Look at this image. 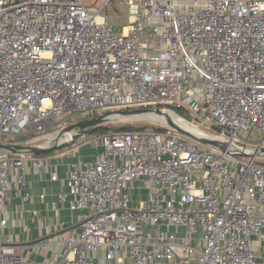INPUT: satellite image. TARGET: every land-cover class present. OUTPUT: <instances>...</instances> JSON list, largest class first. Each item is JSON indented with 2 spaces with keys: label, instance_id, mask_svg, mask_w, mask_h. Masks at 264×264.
Segmentation results:
<instances>
[{
  "label": "built area",
  "instance_id": "obj_1",
  "mask_svg": "<svg viewBox=\"0 0 264 264\" xmlns=\"http://www.w3.org/2000/svg\"><path fill=\"white\" fill-rule=\"evenodd\" d=\"M113 1L0 0V141L63 140L66 118L148 107L186 111L218 145L169 126L80 135L73 150L98 152L72 163L57 202L83 214L31 247L54 252L41 262L5 233L45 159L0 155V264H261L264 0H121V33Z\"/></svg>",
  "mask_w": 264,
  "mask_h": 264
},
{
  "label": "crops",
  "instance_id": "obj_2",
  "mask_svg": "<svg viewBox=\"0 0 264 264\" xmlns=\"http://www.w3.org/2000/svg\"><path fill=\"white\" fill-rule=\"evenodd\" d=\"M97 152L98 149L89 144L82 147L80 152L65 149L40 155L45 159L44 167L37 172L30 171L27 176V191L31 196L29 201L24 202L22 198L24 190H20L19 196L7 207L9 228L5 236L20 247L19 254L38 262L51 259L49 256L52 252L48 250L34 252L30 245L42 241L43 239H40L42 235L47 238L49 234L54 233L61 216L62 222L69 225L79 222L83 213L70 212L68 201L60 204L57 202V196L68 191L67 179L72 163L79 157L91 161ZM53 174H57V181H52ZM42 195L46 196L44 200L41 199ZM58 209L60 212L57 211ZM260 263L264 264V253H261Z\"/></svg>",
  "mask_w": 264,
  "mask_h": 264
},
{
  "label": "rangeland",
  "instance_id": "obj_3",
  "mask_svg": "<svg viewBox=\"0 0 264 264\" xmlns=\"http://www.w3.org/2000/svg\"><path fill=\"white\" fill-rule=\"evenodd\" d=\"M84 4L88 5V6H99L103 0H81ZM120 2L121 0H114L112 5L110 7H108L104 13L109 17L110 19V23L114 24V25H117L118 26V32L121 33L122 31V28L128 24V18H127V12H128V8L126 6H122L120 5ZM117 15V16H122V17H113L114 15ZM141 108H144V109H148V107H141ZM177 113L188 119V120H193L192 117L189 116V114L186 112V111H177ZM98 114H96L97 116ZM75 119H78V118H75ZM63 123L66 124L67 128L70 127L71 125L74 124V121L70 118H66L64 119ZM154 123H157L156 120H153V119H149L148 117H140V116H128V117H120V118H112L110 121H108L106 124H104V126L106 128H108L109 130H112V131H116L120 128H125V127H137V128H153V129H165L167 128V125L166 124H162V123H157V124H154ZM202 130L206 131V132H209V133H214V132H210L206 127H203V126H200L198 125ZM59 129L57 128V131ZM78 130H76L77 132ZM56 133V128H47L45 130V132L42 133V135H51V134H55ZM100 136L102 134L100 133H93V134H88L87 133V137H94V136ZM255 139H259L260 138V133H258V135L254 136ZM56 138V137H55ZM55 138H53L52 136L49 137L48 139H43L41 142L37 143V144H34V146H42L44 144H46L49 140V144H52L55 142ZM79 138V137H78ZM78 138L76 140H74L73 142H70L69 144H67L64 148L62 149H59L60 151L62 150H73V146L74 144L78 141ZM16 142L17 143H22L24 141H26V137L24 136H17L16 137ZM47 145V144H46ZM91 145V144H90ZM92 146V145H91ZM93 147V146H92ZM55 151H58V150H55ZM53 151V152H55ZM60 220V223L63 221L62 220V216L59 218ZM56 224H57V220L54 221ZM58 226V225H57ZM49 230V229H48ZM56 231V230H55ZM54 231V232H55ZM59 231V230H58ZM53 233L49 234V235H52ZM46 238V236H41V240ZM40 242H37V243H34V244H31L30 247H34L36 245H38ZM51 259H53L54 257V252H52V255L49 256Z\"/></svg>",
  "mask_w": 264,
  "mask_h": 264
},
{
  "label": "water",
  "instance_id": "obj_4",
  "mask_svg": "<svg viewBox=\"0 0 264 264\" xmlns=\"http://www.w3.org/2000/svg\"><path fill=\"white\" fill-rule=\"evenodd\" d=\"M156 113L158 115H164L165 112L161 109H155V110H148V109H130V110H125V111H118L112 113V116H117V117H128V116H139L145 113ZM108 120L104 116L97 117L92 120H87V121H82L79 122L75 125H72L68 127L64 133L68 135L69 139L67 140H61L63 133L58 135L56 137V140L54 143L49 144V141L42 145V146H34L32 143L29 141H24L22 143H10V142H4L0 141V155H20V154H29V155H43V154H50L51 152L55 150H59L64 148L67 144L70 142H73L76 140L80 135L86 133L87 131L96 128L98 126H102L106 124ZM166 125L169 126L170 128L174 129L175 131L183 134L184 136H187L189 138L201 141L203 143H209L213 145H218L217 142L204 139V138H199L197 136L192 135L191 133L183 130L180 128L178 125L173 123L172 121H167ZM76 130H78L76 132Z\"/></svg>",
  "mask_w": 264,
  "mask_h": 264
},
{
  "label": "bare ground",
  "instance_id": "obj_5",
  "mask_svg": "<svg viewBox=\"0 0 264 264\" xmlns=\"http://www.w3.org/2000/svg\"><path fill=\"white\" fill-rule=\"evenodd\" d=\"M140 117H148L149 119H153V120H156L157 123H162V124H166L167 121H172L173 123H175L176 125H178L180 128H182L183 130L191 133L192 135L194 136H197L199 138H203V137H207L208 134L206 133V131L202 130L200 127L198 126H195L193 124H191L190 122H188L187 120H185L183 117H180L178 116L177 114L175 113H167L165 112L164 115H158L156 113H145V114H142V115H139ZM113 118H119L117 116H112ZM157 123H154V124H157ZM51 137V136H49ZM48 137V138H49ZM53 138L57 137L56 135H53L52 136ZM47 138V139H48ZM64 140H68V138H64ZM56 140V138H55Z\"/></svg>",
  "mask_w": 264,
  "mask_h": 264
},
{
  "label": "trees",
  "instance_id": "obj_6",
  "mask_svg": "<svg viewBox=\"0 0 264 264\" xmlns=\"http://www.w3.org/2000/svg\"><path fill=\"white\" fill-rule=\"evenodd\" d=\"M144 129H147V128H137V127H133V126H131V127L120 128V129H118V130H116V131H126V130L131 131V130H144ZM109 131H112V130H109V129L106 128L104 125H102V126H98V127H96V128H93V129L89 130V131H88V134H93V133L105 134V133H107V132H109ZM27 139H28V138H26V140H27Z\"/></svg>",
  "mask_w": 264,
  "mask_h": 264
}]
</instances>
